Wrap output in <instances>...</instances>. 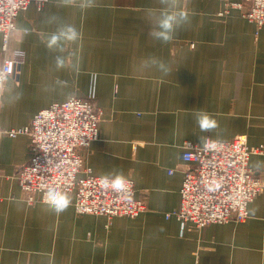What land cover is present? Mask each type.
Masks as SVG:
<instances>
[{"label":"crops","instance_id":"0c3cea01","mask_svg":"<svg viewBox=\"0 0 264 264\" xmlns=\"http://www.w3.org/2000/svg\"><path fill=\"white\" fill-rule=\"evenodd\" d=\"M86 5L50 0L20 12L9 50L21 51L24 64L5 82L0 129L26 127L56 102L94 99L100 137L84 151V165L95 176L133 180L147 211L137 218L78 215L74 195L60 214L29 204L17 180L31 159L29 138L0 134V264H264V192L241 223L196 229L166 218L180 205L186 142L244 136L264 149V25L258 31L239 11L220 16L218 0ZM164 14L175 17L166 44L148 34ZM66 25L80 38L50 50L48 38ZM3 45L0 35V66ZM198 111L218 127L201 132ZM249 166L264 176V153L252 155Z\"/></svg>","mask_w":264,"mask_h":264},{"label":"built area","instance_id":"2783aa9c","mask_svg":"<svg viewBox=\"0 0 264 264\" xmlns=\"http://www.w3.org/2000/svg\"><path fill=\"white\" fill-rule=\"evenodd\" d=\"M49 1L0 0V35L7 53L0 66V102L5 82L10 77L18 78L24 64L21 51L9 50L16 19L30 4L41 9ZM218 1L223 5L220 16L230 17L233 11H239L258 31L262 29L264 0ZM101 120L102 112L94 99L73 97L39 111L26 127L0 129V134L29 138L31 159L17 174L29 204L44 203V192L56 186L75 196L73 206L78 215L137 218L147 211L146 202L136 195L133 180L126 179V191L105 189L101 177L85 167L83 153L99 139ZM263 153V147H251L244 136L230 141L207 138L202 145L186 142L180 205L166 218L175 217L182 227L192 224L196 229L246 221L249 205L264 192V176L254 174L249 162L252 155Z\"/></svg>","mask_w":264,"mask_h":264},{"label":"clouds","instance_id":"9594fccd","mask_svg":"<svg viewBox=\"0 0 264 264\" xmlns=\"http://www.w3.org/2000/svg\"><path fill=\"white\" fill-rule=\"evenodd\" d=\"M96 0H87V7H94ZM188 13L182 11L180 13L181 19H187ZM175 17L164 14L158 22V30L150 29L149 36L154 40L160 41L161 43H169L173 40L175 35L174 26ZM80 38V33L72 25H66L59 31L54 32L50 35L46 42V46L50 50H61L63 44L75 43ZM56 66H63V59L60 56L55 58ZM160 67L163 68V62L160 61ZM195 120L201 132H208L218 127V122L213 116L207 111H198L195 113ZM102 186L107 189L111 187L117 192L126 191L128 181L125 179L122 173L108 174L100 178ZM44 203L47 205L49 210L56 214L64 212L71 203V197L68 193L61 190L59 187L52 186L48 187L44 192L43 197Z\"/></svg>","mask_w":264,"mask_h":264}]
</instances>
